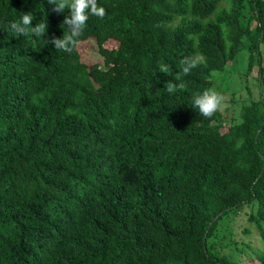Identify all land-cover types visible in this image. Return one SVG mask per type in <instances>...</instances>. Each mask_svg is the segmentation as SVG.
Instances as JSON below:
<instances>
[{"label": "trees", "instance_id": "obj_1", "mask_svg": "<svg viewBox=\"0 0 264 264\" xmlns=\"http://www.w3.org/2000/svg\"><path fill=\"white\" fill-rule=\"evenodd\" d=\"M97 4L105 17L89 14L68 54L45 43L67 34V10L0 0V264H239L212 241L245 205L264 222V0ZM29 12L43 37L9 29ZM83 43L101 63L82 61ZM242 51L259 98L204 118L193 95ZM258 251L264 264L263 232Z\"/></svg>", "mask_w": 264, "mask_h": 264}, {"label": "rangeland", "instance_id": "obj_2", "mask_svg": "<svg viewBox=\"0 0 264 264\" xmlns=\"http://www.w3.org/2000/svg\"><path fill=\"white\" fill-rule=\"evenodd\" d=\"M81 51L86 49L81 59L85 64L101 63L102 58L93 53L95 47L93 43H83ZM264 50V47L261 48ZM91 50V51H90ZM247 53L242 51L239 53L237 62L226 67L223 73L215 72L212 75L217 78L212 89L225 97L227 107L221 110L223 118H229L231 115L234 119L238 118L240 109L246 105L247 90L253 100L259 98V90L257 82L254 78L255 71L252 76L243 79L244 68L246 66ZM264 58V52H263ZM232 94L235 96L232 98ZM252 206V204H251ZM250 205H245L240 210L230 213L225 220L220 221L216 235L217 240L212 242L217 244L215 251L219 254L228 256L232 261L239 264H257L252 262L250 255L253 257L261 250L262 232L264 233V222L251 223L247 220L251 210ZM255 205L252 206V209ZM246 229V230H245ZM245 230V231H244ZM244 232V233H243ZM224 237V239H222ZM263 244V243H262Z\"/></svg>", "mask_w": 264, "mask_h": 264}, {"label": "clouds", "instance_id": "obj_3", "mask_svg": "<svg viewBox=\"0 0 264 264\" xmlns=\"http://www.w3.org/2000/svg\"><path fill=\"white\" fill-rule=\"evenodd\" d=\"M49 4H54L52 9L56 13H64L68 11V15L64 17L63 24L67 27V34H63L60 38H52L45 40L46 44L54 45L55 51H63L71 54L75 46L82 36L86 23L89 19V14L97 18L103 19L106 15L105 8L98 6L97 0H47ZM32 13H22L19 22H11L8 27L17 36L31 35L41 38L46 34L48 24L45 21L38 22L34 27ZM204 61L202 55L191 58L185 57L181 60V70L173 80H182L184 76L191 73L192 69ZM159 72L166 75L171 74L170 67L167 64H162L159 67ZM166 91L169 94H174L176 91H183L185 84L183 82L176 84L169 82L166 84ZM193 108L198 110V113L204 118L213 117L218 111L227 107L225 97L214 89H206L202 93H196L192 97Z\"/></svg>", "mask_w": 264, "mask_h": 264}]
</instances>
